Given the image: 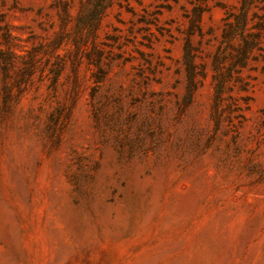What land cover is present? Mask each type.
<instances>
[{
    "label": "rangeland",
    "instance_id": "obj_1",
    "mask_svg": "<svg viewBox=\"0 0 264 264\" xmlns=\"http://www.w3.org/2000/svg\"><path fill=\"white\" fill-rule=\"evenodd\" d=\"M0 264H264V0H0Z\"/></svg>",
    "mask_w": 264,
    "mask_h": 264
}]
</instances>
